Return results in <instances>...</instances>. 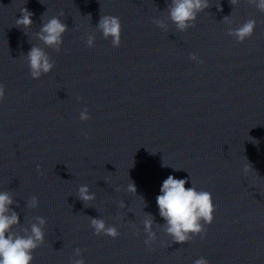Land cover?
Instances as JSON below:
<instances>
[{
	"label": "clouds",
	"instance_id": "1",
	"mask_svg": "<svg viewBox=\"0 0 264 264\" xmlns=\"http://www.w3.org/2000/svg\"><path fill=\"white\" fill-rule=\"evenodd\" d=\"M239 3L240 0H230V4L234 7ZM247 3L254 5L258 11L264 13V0H247ZM209 7V0H170L167 5L168 19L178 31L185 32L189 28L195 27L198 14ZM20 13V17L15 21V26L23 30L30 28L33 25V13L26 8H22ZM59 15L64 16L65 14L60 12ZM223 21L230 25L227 35L234 38L237 42H243L251 38L257 24L255 19H248L233 28L231 27L232 21L229 16L224 17ZM152 22L159 28L167 30V24L163 20L154 19ZM96 28L102 33L104 39L111 40L113 47L120 46L122 24L119 17L101 15ZM67 31V24L62 22L59 17L53 16L42 21V26L36 33V38L46 47L59 52L63 44V36ZM86 45L89 48L95 46V36L93 34L87 35ZM24 56L33 79H39L42 75L50 73L54 68V61H52L44 48L37 45H32ZM189 59L197 63H203L195 53H191ZM4 97L5 86L0 84V101ZM79 119L82 121L90 119L86 108L80 112ZM163 166L168 165L163 161ZM39 167L37 165V171H39ZM249 168L252 169L250 163L245 166V172ZM188 183V179H177L169 175L163 181L160 194L156 197L159 215L165 221L163 225H157L162 227L163 231L172 238L173 243L185 244L196 236L202 237L207 231L205 226L210 225L214 219L215 205L212 194L205 190H197L194 181L191 182L192 186L185 187ZM119 190V188L116 189V191ZM127 191L136 194V187L133 182L128 185ZM77 198L84 205H88L96 199V194L90 192L87 185H81L78 188ZM14 204L19 207L18 202L13 199L10 191H0V264H32L34 260L33 252L42 246L45 241L44 227L46 220L37 216L35 217V223H32L30 228L21 227L19 213L11 207ZM26 206L31 209L37 208L39 206L38 198L36 196L31 197L27 201ZM119 206L121 208L125 207L124 202L122 201ZM89 220L90 226L94 230V235H106L113 239L120 236L117 227L107 225L104 219L89 217ZM154 223V216L147 213L143 221L144 231L147 233V239L144 243L149 247L156 240V233L153 231ZM17 227H19V231L15 230ZM74 252L76 257L81 256L80 248H76ZM71 264H84V260L76 258L71 261ZM193 264H209V262L206 258L201 257L196 259Z\"/></svg>",
	"mask_w": 264,
	"mask_h": 264
}]
</instances>
